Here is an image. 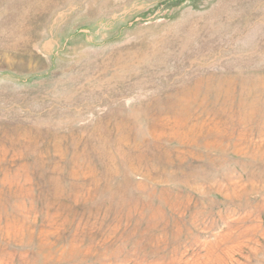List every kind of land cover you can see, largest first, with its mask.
I'll use <instances>...</instances> for the list:
<instances>
[{
  "label": "rangeland",
  "instance_id": "rangeland-1",
  "mask_svg": "<svg viewBox=\"0 0 264 264\" xmlns=\"http://www.w3.org/2000/svg\"><path fill=\"white\" fill-rule=\"evenodd\" d=\"M0 264H264V0H0Z\"/></svg>",
  "mask_w": 264,
  "mask_h": 264
}]
</instances>
